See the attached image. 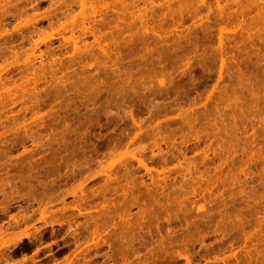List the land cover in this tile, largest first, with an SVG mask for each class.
<instances>
[{
    "label": "rangeland",
    "instance_id": "374dc122",
    "mask_svg": "<svg viewBox=\"0 0 264 264\" xmlns=\"http://www.w3.org/2000/svg\"><path fill=\"white\" fill-rule=\"evenodd\" d=\"M70 1L0 0V264H264V0H126L129 17L125 0H89L109 6L90 20L106 54L88 48L76 24L89 9ZM77 34L89 51L68 44Z\"/></svg>",
    "mask_w": 264,
    "mask_h": 264
},
{
    "label": "bare ground",
    "instance_id": "6f19581e",
    "mask_svg": "<svg viewBox=\"0 0 264 264\" xmlns=\"http://www.w3.org/2000/svg\"><path fill=\"white\" fill-rule=\"evenodd\" d=\"M52 1H53V0H52ZM79 1H81V4H79V5H80V9H81V7H84V5H86L84 10L87 9V7L89 6V4H90V5L93 4V2L91 3V0H90L89 4L87 3L88 6H87L86 2L89 1V0H83V1H82V0H79ZM79 1H78V3H79ZM116 1H117V0H115V2H116ZM123 1H124V0H123ZM125 1H126V0H125ZM130 1H131V0H130ZM130 1H129V2H130ZM132 1H134V0H132ZM132 1H131V2H132ZM135 1H136V2H132V3H134V6H138V5H135V3L137 4V0H135ZM138 1H140V0H138ZM141 1H142V0H141ZM143 1H145V0H143ZM1 2H4V1H1ZM70 2H73L72 4L74 5V3L77 2V0L70 1ZM70 2H68L67 4L70 5ZM105 2H108V1L105 0ZM121 2H122V1H119V0H118L117 3H120V4H121ZM131 2L128 3V2L126 1L125 3H128V4H130V5L127 4V5H128V6H127L126 4H122L124 7H123V6H120V5H117V6L121 7V8H122V7L124 8V9H121V8H120V9L122 10V12H123V10H124V12H127V11H128V13H129V14H127L128 17H129V15H131L130 12H129V8H128V7L130 6V7H133V8H134V6H131V4H132ZM152 2H153V1H152ZM28 3H29V1H28ZM78 3H77V4H78ZM95 3H96V1H95ZM149 3H150V2H149ZM218 3H219V2H218ZM0 4H1V3H0ZM9 4H10V3H9ZM97 4H98V3H97ZM99 4H100V3H99ZM99 4H98V6H99V8H101ZM114 4H116V3H114ZM11 5H12V4H11ZM30 5H31V4H30ZM101 5H102V7L104 8L105 5H104L103 3H102ZM107 5H110V3H109V4L107 3ZM112 5H113V4H112ZM112 5H110L111 8L113 7ZM1 6H2V5H1ZM5 6H6V5H5ZM66 6H67V5H66ZM75 6H76V4H75ZM91 6H92V8L90 7L91 10H93V9H94V6H93V5H91ZM98 6L95 4V10H94L93 12H92V11L90 10V8L88 7L89 11H87V10H86V11H87V12H90V11H91V12H90L91 14H90V13H87V12L83 11V9H81V10H82V14H81V11H80V13L78 14V15H80V16L77 15L78 18L75 17V18L81 20V18H79V17L85 16V17H82L83 19L81 20L82 22H80V25H79V26H78L79 20L75 19V20H77V22H78V23L76 22V23H77V24H76V26H77L76 28H78V27H79V28H82V29H79L80 31H82V32L79 31L80 33H82L81 36H82V35L87 36V35H89V34H91V35L93 36L92 39H94L95 41H94L93 43H91L92 45H91V44H87V39L85 38V39L83 40V38H81V37H80V38L83 40V43H84L85 45H83V43H82V44H78V42H76V41L80 39V38H79L80 34H77L78 38L76 37L75 42H74V41H71V40L74 39L73 37H71V35L74 34V33H72V32L74 31V29H72V28H75V27H74V26H75V25H74V24H75L74 19H73L74 22H72L73 25H74L73 27H72V24L70 23L71 26H69V27H72V28H71L72 30L70 29L72 34H71L70 36H68V39H67V40L70 41V42L68 41V44H70V43H71L70 45L73 44V46H71V47L75 48L73 51H75L77 54H78V52H81V51H79V50L76 51L77 49H80V50H81L82 48H85V47H86V49H82V50H83V51H84V50L89 51V49L87 50V45H88V48L91 46L90 48L92 49L93 46L95 47V45H93V44H95L96 42H97V45H96V46H99L100 43L103 44V46H105V45H104V42L102 43L101 41H99L100 38H101V36H99V35L97 36L98 33H96V32H97L98 30H100V29H98V30L96 31V29H95L96 26L94 27L93 24L91 25V22L94 23V22L96 21V18H98V17L95 16V13H96L95 11H100L101 9H103V8L99 9ZM117 6H115V7H117ZM261 6H262V5H261ZM11 7H12V6H11ZM20 7H21V6H20ZM61 7H63V6H61ZM69 7H70V6H69ZM71 7H72V6H71ZM71 7H70V11L72 10L71 12L73 13V11L76 10V9H75V8L71 9ZM105 7L108 8L109 6H105ZM119 7H118V8H119ZM262 7H263V6H262ZM27 8H28V7H27ZM125 8L128 9V10L125 11ZM138 8H139V7H138ZM140 8H142V7H140ZM219 8H220V7H219ZM219 8H218V9H219ZM4 9H5V8H4ZM4 9H3V10H4ZM22 9H23V8H22ZM64 9H65V7H64ZM104 9H105V8H104ZM112 9H113V8H112ZM1 10H2V8H1ZM23 10H24V9H23ZM23 10H21V11H23ZM62 10H63V9H62ZM68 10H69V9H68ZM108 10H109V9H108ZM108 10H106V11H108ZM121 10H120V11H121ZM132 10H133V9H132ZM134 10H135V9H134ZM220 10H222V9H220ZM4 11H5V10H4ZM66 11H67V10H66ZM66 11H65V12H66ZM263 11H264V10H263ZM263 11H261V12L263 13ZM1 12H2V11H1ZM1 12H0V13H1ZM5 12H7V11H5ZM24 12H25V11H24ZM71 12H70V13H71ZM122 12H121V13H122ZM20 13H21V12H20ZM26 13H27V11H26ZM38 13H40V12H38ZM54 13H55V12H54ZM70 13L68 12V14H70ZM72 13H71V15H72ZM83 13H87V14H83ZM99 13L102 14L103 11L101 10V12H99ZM107 13H108V12H107ZM1 14H2V13H1ZM35 14H36V13H35ZM89 14H90L91 16H89ZM93 14H94V15H93ZM101 14H100V15H101ZM122 14H125V13H122ZM122 14H121V15H122ZM133 14H134V11H133V13H132V16L134 17ZM135 14H136V13H135ZM142 14H143V13H142ZM25 15H26V14H25ZM27 15H28V14H27ZM30 15H31V14H30ZM40 15H41V13H40ZM40 15H39V16H40ZM86 15H88L89 17L87 18ZM97 15H98V12H97ZM100 15H99V17H100ZM104 15H106V13H105ZM144 15H145V14H144ZM144 15H142V17H141V16L138 17V15L136 14V16H137L139 19H140V17L143 18ZM220 15H222V14H220ZM259 15L261 16V13H260ZM3 16H4V15H3ZM28 16H29V15H28ZM35 16L38 17V15H35ZM74 16H75V15H74ZM101 16H102V15H101ZM116 16H117V15H116ZM118 16H119V15H118ZM21 17H22V16H21ZM45 17H46V16H45ZM45 17H44V18H45ZM58 17H59V16H58ZM60 17H61V16H60ZM91 17H92V18H91ZM119 17H120V16H119ZM122 17H123V15H122ZM130 17H131V16H130ZM137 17H135V18H137ZM221 17H222V16H221ZM263 17H264V16H263ZM28 18H29V17H28ZM32 18H33V16H32ZM116 18H118V17H116ZM120 18H121V17H120ZM131 18H132V17H131ZM135 18H134V19H135ZM258 18H259V17H258ZM260 18H261V17H260ZM58 19H59V18H58ZM67 19H68V20L70 19L69 16H68ZM91 19H92L93 21H94V20H95V21H94V22H93V21H90ZM224 19H225V18H224ZM224 19H223V20H224ZM262 19H263V18H262ZM34 20H35V19H34ZM36 20H38V19H36ZM52 20H53V19H52ZM59 20H60V19H59ZM71 20H72V17H71ZM111 20H112V19H111ZM113 20H114V19H113ZM117 20H118V19H117ZM120 20H122V19H120ZM124 20H125V19H124ZM135 20L137 21V19H135ZM135 20H133V21H135ZM218 20H219V19H218ZM259 20H260V19H259ZM263 20H264V19H263ZM60 21H61V20H60ZM66 21H67V20H66ZM128 21H129V20H128ZM131 21H132V20H131ZM141 21H142V19L140 20V22H141ZM145 21H146V20H145ZM1 22H2V21H1ZM19 22H20V20H19ZM27 22H29V21H27ZM57 22H58V21H57ZM69 22H70V21H69ZM97 22H98V21H97ZM119 22H120V21H119ZM147 22H148V21H147ZM217 22H218V21H216V23H217ZM257 22H258V21H257ZM262 22H264V21H262ZM7 23H8V22H7ZM13 23H14V22H13ZM51 23H52V22H51ZM95 23H96V22H95ZM125 23H126V22H125ZM130 23H131V22H130ZM138 23H139V22H138ZM138 23H137V24H138ZM218 23H220V22H218ZM25 24H26V23H25ZM58 24H59V26H60V23H58ZM141 24H142V22H141ZM27 25H28V24H27ZM51 25H52V24H51ZM66 25H67V24H66ZM118 25H119V24H118ZM135 25H136V24H135ZM138 25H139V24H138ZM143 25H144V24H143ZM34 26H35V25H34ZM54 26H55V25H54ZM59 26H58V27H59ZM133 26H134V25H133ZM136 26H137V25H136ZM17 27H18V25H17ZM65 27H66V26H65ZM139 27H140V26H139ZM141 27H142V26H141ZM144 27H145V26H144ZM0 28H1V27H0ZM97 28H99V27H97ZM100 28H101V27H100ZM134 28H135V27H134ZM136 28H137V27H136ZM146 28H147V27H146ZM149 28H150V27H149ZM59 29H60V28H59ZM123 29H125V28H123ZM127 29H129V27H128ZM152 29H153V28H152ZM6 30H7V28L4 30V32H6ZM16 30H17V29H16ZM38 30H39V29H38ZM70 30H69V31H70ZM75 30H78V29H75ZM144 30L147 31V29H144ZM149 30H150V29H149ZM0 31H1V29H0ZM18 31H19V30H17V32H18ZM20 31H21V30H20ZM34 31H35V30H34ZM36 31H37V30H36ZM55 31H56V30H55ZM66 31H67V30H66ZM262 31H263V30H262ZM88 32H89V34H87ZM150 32H151V31H150ZM152 32H154V31H152ZM152 32H151V33H152ZM21 33H22V32H21ZM21 33H20V34H21ZM57 33H58V32H57ZM59 33H60V31H59ZM100 33H102L101 30H100ZM144 33H145V32H144ZM4 34H5V33H4ZM36 34H37V32H36ZM39 34H40V33H39ZM45 34H46V33H45ZM104 34H105V33H104ZM104 34H103V35H104ZM141 34H142V33H141ZM220 34H221V33H220ZM1 35H3V32L1 33ZM42 35H43V34H42ZM52 35H53V34H52ZM57 35H59V34H57ZM61 35H62V34H61ZM138 35H140V34H138ZM138 35H137V38H138ZM5 36H6V35H5ZM40 36H41V35H39V37H40ZM44 36H45V35H44ZM44 36H43V37H44ZM49 36H50V35H49ZM73 36H74V35H73ZM75 36H76V35H75ZM39 37H38V38H39ZM53 37H54V36H53ZM63 37H64V36H63ZM82 37H83V36H82ZM104 37H105V36H104ZM31 38H32V37H31ZM49 38H52V37H49ZM72 38H73V39H72ZM106 38H107V37H106ZM64 39H65V38H64ZM70 39H71V40H70ZM92 39H91V40H92ZM103 39H104V38H103ZM103 39H101V40L104 41ZM33 40H34V39H33ZM85 40H86V42H84ZM39 41H40V40H39ZM39 41H37V42L35 41V42H36L35 45H37V44L39 43ZM65 41H66V40H65ZM81 42H82V41H81ZM137 42H138V41H137ZM79 43H80V41H79ZM88 43H90V42H88ZM86 44H87V45H86ZM79 45H83V46H85V47H83V46H82V47H78ZM221 45H223V44H221ZM221 45L218 46V47H221ZM103 46L100 45V46H99V49H100L101 47H103ZM33 47H34V46H33ZM50 47H51V46H50ZM94 47H93V50H94ZM30 48H31V47H30ZM68 48H69V47H68ZM73 48H72V49H73ZM222 48H223V47H222ZM22 49H23V48H22ZM96 49H98V48H96ZM101 49H102V50H101ZM101 49H100V50L103 51V53H105L104 50H106L107 48L105 49V47H103V48H101ZM30 50H31V49H30ZM30 50H29V51H30ZM49 50H50V49H48V51H49ZM219 50H221V49H219ZM25 51H26V50H25ZM51 51H52V50H51ZM96 51H97V50H96ZM5 52H6V51H5ZM9 52H11V51H9ZM12 52H13V51H12ZM18 52H19V50H18ZM84 52H85V51H84ZM219 52H220V51H219ZM0 53H1V52H0ZM96 53L99 54L98 52H96ZM106 53H108V52H106ZM106 53H105V54H106ZM1 54H2V53H1ZM5 54H6V53H5ZM22 54H23V53H22ZM31 54H32V53H31ZM33 54H34V53H33ZM42 54H43V53H42ZM46 54H47V53H46ZM55 54H56V53H55ZM79 54H80V55H78L79 57L82 56V55H85L84 53H79ZM94 54H95V53H94ZM223 54H224V52H223ZM12 55H13V54H12ZM15 55H19V54L16 53ZM20 55H21V53H20ZM101 55H103V54H101ZM5 56H6V55H5ZM33 56H35V55H32V57H33ZM48 56H49V54H48ZM76 56H77V55H76ZM93 56H94V55H93ZM95 56H96V55H95ZM106 56H107V55H106ZM13 57H14V56H13ZM26 57H27V56H26ZM35 57L37 58V56H35ZM39 57L42 58V55H39ZM39 57H38V58H39ZM51 57H53V55H52ZM82 57H83V56H82ZM99 57H100V56H99ZM109 57H110V56H109ZM2 58H3V56H2ZM17 58L19 59L18 56H17ZM36 58H34L35 61H36ZM38 58H37V59H38ZM46 58H47V57H46ZM49 58H50V57H49ZM49 58H48V59H49ZM74 58H75V57H74ZM74 58H73V59H74ZM6 59H7V58H6ZM10 59H11V58H10ZM14 59H15V57H14ZM31 59H32V58H30V61H31ZM90 59H91V58H90ZM90 59H89V60H90ZM93 59H94V58H93ZM7 60H8V59H7ZM7 60H6V61H7ZM38 60H39V59H38ZM101 60H102V59H101ZM6 61H5V62H6ZM32 61H33V60H32ZM32 61H31V62H32ZM40 61H42V60H40ZM45 61H46V60H45ZM74 61H75V60H74ZM97 61H98V60H97ZM99 61H100V60H99ZM7 62H8V61H7ZM7 62H6V63H7ZM28 62H29V61H28ZM75 62H76V61H75ZM222 62H223V61H222ZM29 63H30V62H29ZM29 63H28L26 66H28V65L31 64V63H30V64H29ZM39 63H41V62H39ZM42 63H44V62L42 61ZM55 63H56V62H55ZM96 63H97V62H96ZM4 64H5V63H4ZM36 64H37V63H36ZM45 64H46V63H45ZM48 64H50V63H48ZM51 64H52V63H51ZM31 65H32V66H28V67H29V68H31V67H35V66H33V63H32ZM42 65H43V64H42ZM42 65H41V66H42ZM97 65H99V64H97ZM97 65H96V66H97ZM2 66H3V65H2ZM9 66H10V65H9ZM44 67H45V66H44ZM46 67H47V66H46ZM112 67H113V66H112ZM221 67H222V66H221ZM3 68H4V67H3ZM3 68H2V69H3ZM29 68L26 67L25 69H28V72H30ZM41 68H43V67H41ZM81 68H83V67H81ZM95 68H97V67H95ZM222 68H223V67H222ZM33 69H34V68H33ZM33 69L31 68V71H32ZM106 69H107V68H106ZM46 70H47V69H46ZM54 70H55V69H54ZM86 70H87V69H86ZM26 71H27V70H26ZM38 71H39V69H38ZM55 71H56V70H55ZM55 71H54V72H55ZM62 71H63V70H62ZM82 71H83V70H82ZM84 71H85V68H84ZM148 71H149V70H148ZM39 72H40V71H39ZM42 72H43V70H42ZM58 72H59V71H58ZM88 72H89V71H88ZM44 73H45V72H44ZM75 73L78 74L77 71H75ZM156 73H157V72H156ZM20 74H21V73H20ZM25 74H26V73H25ZM57 74H58V73H57ZM143 74H144V73H143ZM149 74H150V73H148V75H149ZM158 74H160V73H158ZM162 74H163V73H162ZM2 75H3V74H2ZM5 75H6V74H5ZM18 75H19V74H18ZM21 75H22V74H21ZM28 75H29V74H28ZM28 75H27V76H28ZM34 75H36V74H34ZM53 75H56V74L53 73ZM59 75H60V74H59ZM148 75H147V76H148ZM29 76H30V75H29ZM32 76H33V74H32ZM36 76H37V75H36ZM69 76H70V74H69ZM75 76H76V75H75ZM77 76H78V77H77V78L75 77V79H79V78L81 77L80 75H77ZM93 76H94V75H93ZM141 76H142V74H141ZM143 76H144V75H143ZM143 76H142V77H143ZM145 76H146V75H145ZM145 76H144V77H145ZM164 76H165V75H164ZM167 76H168V75H167ZM22 77H23V76H22ZM56 77H57V75H56ZM72 77H73V74H72ZM142 77H141V78H142ZM153 77H154V76H153ZM3 78H4V76H3ZM12 78H13V77H12ZM18 78H19V77H18ZM28 78L30 79V77H28ZM28 78H27V79H28ZM40 78H41V76H40ZM42 78H43V77H42ZM51 78H55V76H54V77H51ZM59 78H60V77H59ZM59 78H58V79H59ZM66 78H67V77H66ZM68 78L71 79V77H68ZM73 78H74V77H73ZM86 78H87V77H85V79H86ZM94 78H95V77H94ZM27 79H26V80H27ZM33 79H34V78H33ZM33 79H32V80H33ZM49 79H50V78H49ZM58 79H57V80H58ZM60 79H61V78H60ZM64 79H65V78H64ZM83 79H84V78H83ZM95 79H96V78H95ZM95 79H93L94 82H92L91 80L88 81V82H90V86H89V87H91L92 85H93V86L96 85L95 83H97V84L99 83L98 80H95ZM142 79H143V78H142ZM153 79H154V78H153ZM2 80H3V79H2ZM2 80H1V81H2ZM8 80H9V79H8ZM32 80H31V82H32ZM41 80H42V79H41ZM54 80H55V79H54ZM67 80H68V79H67ZM72 80H73V79H72ZM72 80H71V81H72ZM81 80H82V78H81ZM88 80H89V79H88ZM139 80H140V79H139ZM147 80H148V79H147ZM10 81H11V80H10ZM17 81H18V80H17ZM19 81H20V80H19ZM34 81H35V80H34ZM50 81H51V80H50ZM60 81H61V80H60ZM73 81H74V80H73ZM77 81H78V80H76L75 82L78 83ZM140 81H141V80H140ZM148 81H149V80H148ZM166 81H167V80H166ZM5 82H6V80H5ZM27 82H28V81H27ZM39 82H40V81H39ZM44 82H45V81H44ZM48 82H49V81H48ZM55 82H57V81H55ZM69 82H70V81H69ZM84 82H85V81H84ZM153 82H155V81H153ZM163 82H164V81H163ZM163 82H162V83H163ZM16 83H17V82H16ZM22 83L24 84V83H25V80H24V82L22 81ZM28 83H29V82H28ZM64 83H65V81H64L62 84L64 85ZM76 83H75V85L77 86ZM80 83H81V86H83L82 84H84V83H82V82H80ZM91 83H93V84L91 85ZM101 83H103V81H102ZM138 83H139V81H138ZM1 84L4 85V81H3V83H1ZM1 84H0V85H1ZM7 84H8V83H7ZM7 84H5V85H7ZM18 84H19V83H18ZM18 84H17V85H18ZM31 84H32V83H31ZM31 84L29 85V87L32 86ZM56 84H57V83H56ZM86 84H87V83H86ZM139 84H140V83H139ZM154 84H155V83H154ZM248 84H249V83H246V85H248ZM21 85H22V84H21ZM21 85H18V86H21ZM26 85H27V84H26ZM26 85H24V86H26ZM73 85H74V82H73ZM84 85H85V84H84ZM87 85H89V84H87ZM87 85H85V86H87ZM99 85H100V84H99ZM99 85H97V87H93V86H92V87L95 88V89L97 90V88L100 87ZM155 85H157V84H155ZM251 85H252V84H251ZM9 86H10V84H9ZM9 86H8V87H9ZM24 86L21 87L22 89L17 90V88H19V87H17L16 84H15V87H17V88H16V91L14 92V94H16L17 92H20V93H22L21 95H23V94L25 93V91H26V92L30 91V90H28V88H29L28 86H27L28 88H26V87H24ZM57 86H58V85H57ZM76 86H75V87H76ZM79 86H80V85H79ZM85 86H83V87H85ZM159 86H160V85H159ZM249 86H250V85H249ZM3 87H4V86H3ZM37 87H38V86H37ZM52 87H53V86H52ZM66 87H67V86H66ZM154 87H155V86H154ZM156 87H158V86H156ZM160 87L163 88L162 85H161ZM11 88H12V87H11ZM34 88H35V86H34ZM34 88H32L33 91H34ZM38 88H39V87H38ZM56 88H57V87H55V89H56ZM79 88H80V87H79ZM79 88H78V90H79ZM93 88H90V90H89L90 93H91V89H93ZM152 88H153V87H152ZM244 88H245V87H244ZM253 88H254V87H253ZM1 89H2V86H1ZM8 89H9V88H7V91H8ZM14 89H15V88H14ZM24 89H27V90H24ZM65 89H66V88H65ZM72 89H73V88H72ZM87 89H88V88H87ZM95 89L93 90L94 92L96 91ZM98 89H99V88H98ZM144 89H145V88H144ZM144 89H143V90H144ZM154 89H155V88H154ZM154 89H153V90H154ZM158 89H159V88H158ZM20 90H23L24 92H22V91H20ZM35 90H36V89H35ZM78 90H77V91H78ZM149 90H150V89H149ZM149 90H148V91H149ZM1 91H3V90H1ZM1 91H0V92H1ZM12 91H13V90L10 89L9 92H8V93L6 92V93H7V94H10V93H12ZM73 91H74V90H73ZM144 91H145V90H144ZM247 91H249V90H247ZM257 91H258V90H257ZM36 92H37V91H36ZM157 92H158V91H157ZM160 92H161V91H160ZM252 92H253V91L249 92L248 94H250V93H252ZM254 92H255V91H254ZM259 92H260V91H259ZM28 93H29V92H28ZM31 93H33V92L30 91V94H31ZM46 93H47V92H46ZM92 93H93V92H92ZM92 93H91V94H92ZM97 93H98V91H97ZM222 93H223V92H222ZM7 94H6V97L8 96V98H10V97L13 95V94H11V95H7ZM30 94H29V95H30ZM48 94H49V93H48ZM82 94H83V93H82ZM87 94H88V92H87ZM146 94H147V93H146ZM25 95H26V94H25ZM29 95H28V96H29ZM36 95H37V94H36ZM36 95H35V96H36ZM44 95H46V94L44 93ZM89 95H90V94H89ZM89 95H87V96H89ZM99 95H100V94H99ZM9 96H10V97H9ZM15 96H16V95H15ZM35 96H34V97H35ZM39 96H40V95H38V97H39ZM48 96H49V95H48ZM91 96H92V95H91ZM94 96H95V95H94ZM221 96H222V95H221ZM232 96H233V95H232ZM1 97H2V95H1ZM29 97H30V96H29ZM51 97H52V96H51ZM225 97H226V96H225ZM234 97H236V96H234ZM84 98H85V96H84ZM13 99H14V98H13ZM18 99H20V98H18ZM32 99H33V98H32ZM32 99H29V98H28V100H30V102L32 103V102H35V101L37 100V97H36L35 100H34V99L32 100ZM38 99H39V98H38ZM41 99H42V98H41ZM52 99H53V98H52ZM86 99H87V98H86ZM223 99H224V98H223ZM223 99H222V101H223ZM230 99H231V98H230ZM2 100H3V99H2ZM5 100H7V99H5ZM8 100H10V99H8ZM23 100H24V99H23ZM25 100H26V98H25ZM25 100H24V101H25ZM39 100H40V99H39ZM80 100H81V99H80ZM83 100H84V99H83ZM83 100H82V101H83ZM231 100H232V99H231ZM240 100H241V99H240ZM240 100H239V101H240ZM10 101H11V100H10ZM24 101H23V102H24ZM232 101H234V100H232ZM255 101H256V97H255ZM12 102H13V101H11V103H12ZM18 102H19V101H18ZM18 102H17V103H18ZM27 102H28V101H27ZM41 102H42V100H41ZM245 102H246V101H245ZM13 103H14V102H13ZM13 103H12V104H13ZM15 103H16V102H15ZM15 103H14V104H15ZM24 103H25V102H24ZM31 103H30V104H31ZM35 103H37V102H35ZM35 103H34V104H35ZM217 103H218V102H217ZM253 103H254V102H253ZM8 104H10V103H8ZM32 104H33V103H32ZM47 104H48V103H47ZM211 104H212V103H211ZM225 104H226V103H225ZM225 104H224V105H225ZM233 104H234V103H233ZM242 104H244V103H242ZM48 105H49V104H48ZM231 105H232V104H231ZM238 105H239V104H238ZM28 106H29V105H28ZM31 106H32V105H31ZM34 106H35V105H34ZM233 106H234V105H233ZM235 106H236V105H235ZM40 107H41V106H40ZM6 108H7V107H6ZM10 108H11V107H10ZM24 108H25V107H24ZM26 108H27V107H26ZM31 108H33V107H30V109H31ZM38 108H39V107H38ZM206 108H207V107H206ZM220 108H221V107H220ZM253 108H254V107H253ZM19 109H20V108H19ZM34 109H35V108H33V110H34ZM191 109H192V108H191ZM221 109H222V108H221ZM241 109H243V108H241ZM0 110H1V108H0ZM2 110H4V109H2ZM21 110H22V109H21ZM28 110H29V109H28ZM33 110H32V111H33ZM35 110H36V109H35ZM218 110H219V109H218ZM218 110H216V111L218 112ZM19 111H20V110H19ZM189 111H190V110H189ZM241 111H242V110H241ZM249 111H250V110H249ZM20 112H21V111H20ZM29 112H30V111H29ZM33 112L35 113V111H33ZM33 112H32V113H33ZM183 112H184V111H183ZM183 112H181V113H183ZM187 112H188V110H187ZM187 112H184V113H187ZM205 112H206V111H205ZM0 113H2V112H0ZM18 113H19V112H18ZM21 113H22V112H21ZM25 113H26V112H25ZM36 113H37V112H36ZM190 113H191V112H190ZM193 113H194V112H193ZM218 113H219V112H218ZM220 113H221V112H220ZM220 113H219V114H220ZM187 114H188V113H187ZM187 114H186V115H187ZM203 114H204V113H203ZM215 114H216V113H215ZM215 114H214V115H215ZM219 114H218V115H219ZM233 114H234V113H233ZM233 114H232V115H233ZM241 114H242V113H241ZM249 114H250V113H249ZM257 114H258V113H257ZM21 115H22V114H21ZM21 115H20V116H21ZM31 115H32V114H31ZM34 115H37V114H34ZM186 115H185V116H186ZM192 115H193V114H192ZM196 115H197V114H196ZM242 115H243V114H242ZM0 116H1V115H0ZM12 116H13V115H12ZM44 116H45V115H44ZM49 116H50V115H49ZM179 116H180V115H179ZM189 116H190V115H188V117H189ZM210 116H211V115H210ZM16 117H17V116H16ZM16 117H14V118H16ZM186 117H187V116H186ZM186 117H185V119H187V120H184V122L188 121V123H189V125H190V119H191L192 117H191V118H188V117L186 118ZM241 117H243V116H241ZM248 117H249V116H248ZM251 117H252V116H251ZM0 118H1V117H0ZM24 118H25V117H24ZM38 118H39V117H38ZM49 118H50V117H49ZM181 118H182V117H181ZM196 118H197V117H196ZM235 118H236V117H235ZM255 118H257V117L255 116ZM259 118H260V117H259ZM16 119H17V118H16ZM18 119H19V117H18ZM18 119H17V121H18ZM20 119H21V118H20ZM36 119H37V118H36ZM36 119H35V120H36ZM53 119H54V118H53ZM156 119H157V118H156ZM221 119H222V118H221ZM233 119H234V118H233ZM239 119H241V118H239ZM252 119H254V118H252ZM262 119H263V118H262ZM35 120L33 119V121H32V122L30 121V123H33V122L35 123V122H36ZM41 120H42V119H41ZM153 120H154V119H153ZM231 120H232V119H231ZM23 121H24V120H23ZM38 121H40V119H39V120L37 119V122H38ZM42 121H44V120H42ZM52 121H53V120H52ZM194 121H195V120H194ZM229 121H230V120H229ZM15 122H16V121H15ZM37 122H36V123H37ZM54 122H55V121H54ZM226 122H227V121H226ZM2 123H3V122H2ZM11 123H13V122H11ZM23 123H24V122H22V124H20V125H23V127H22V126H20V127H22L23 130L26 131V133H28V132H27L28 130H26L25 128H27V127L29 128L28 125H30V127H32L31 125H33V124H28V125H27V124H23ZM44 123H45V122H44ZM194 123H195V122H194ZM224 123H225V122H224ZM0 124H1V123H0ZM69 124H70V123H69ZM160 124H161V123H160ZM191 124H192V122H191ZM235 124H236V123H235ZM238 124H239V123H238ZM6 125H7V124H6ZM8 125H10V123H9ZM18 125H19V124H18ZM18 125L16 124V126H18ZM37 125H38V123L36 124V126H37ZM40 125H41V124H39V126H40ZM42 125H43V123H42ZM46 125H47V124H46ZM151 125H153V124H151ZM155 125H159V124H155ZM187 125H188V124H187ZM210 125H211V124H210ZM215 125H216V124H215ZM248 125H249V124H248ZM250 125H251V124H250ZM250 125H249V126H250ZM0 126H1V125H0ZM2 126H3V125H2ZM13 126H14V125H13ZM47 126H49V125H47ZM190 126H191V125H190ZM251 126H253V125H251ZM14 127H15V126H14ZM18 127H19V126H18ZM151 127H152V126H151ZM232 127H233V126H232ZM237 127H238V126H237ZM9 128H10V127H9ZM40 128H41V127H40ZM42 128H43V127H42ZM46 128H48V127H46ZM65 128H66V127H65ZM69 128H70V127H69ZM152 128H153V127H152ZM158 128H159V127H158ZM247 128H248V127H247ZM12 129H13V128H12ZM12 129H11V130H12ZM14 129H16V128H14ZM20 129H21V128H20ZM36 129H37V128H36ZM154 129H155V127H154ZM159 129H160V128H159ZM190 129H191V128H190ZM239 129H240V128H239ZM2 130H3V129H2ZM4 130H5V129H4ZM4 130H3V131H4ZM8 130H9V129H8ZM21 130H22V129H21ZM32 130H33V128H32ZM63 130H64V129H63ZM63 130H62V131H63ZM74 130H75V129H74ZM161 130H162V129H161ZM3 131H2V132H3ZM6 131H7V130H6ZM19 131H20V130H19ZM29 131H30V130H29ZM70 131H71V130H70ZM70 131H69V132H70ZM193 131H194V130H193ZM214 131H215V130H214ZM9 132H10V131H9ZM14 132H15V131H14ZM64 132H66V130H65ZM69 132H68V133H69ZM73 132H74V131H73ZM152 132H153V131H152ZM160 132H161V131H160ZM244 132H245V131H244ZM0 133H1V132H0ZM6 133H7V132H5V134H6ZM12 133H13V132H12ZM17 133H18V132H17ZM38 133H39V131H38ZM60 133H62V132H60ZM71 133H72V132H71ZM145 133H146V132H145ZM147 133H148V131H147ZM20 134H21V133H20ZM33 134H34V133H32L31 135H29L28 138H31L32 142H33L34 144L37 145V144H39V142L36 141V138H34L35 136H34ZM45 134H46V133H45ZM152 134H155V132H153ZM24 135H25V134H24ZM27 135H28V134H27ZM32 135H33V136H32ZM52 135H54V134H52ZM70 135H71V134H70ZM231 135H232V133H231ZM0 136H1V135H0ZM38 136H39V135H38ZM43 136H44V135H43ZM147 136H148V135H147ZM212 136H214V134H213ZM3 137H4V135H3ZM5 137H6V136H5ZM5 137H4V138H5ZM22 137H23V136H22ZM45 137H46V136H45ZM78 137H79V136H78ZM149 137H150V136H149ZM152 137H153V135H152ZM228 137H229V136H228ZM230 137H231V136H230ZM16 138H17V137H16ZM16 138H15V139H16ZM24 138H25V137H24ZM39 138H40V137H39ZM48 138H49V137H48ZM2 139H3V138H2ZM13 139H14V138H13ZM15 139H14V142H11V140H10L9 142H11V144H14V145H15V143H17V140L15 141ZM34 139H35V140H34ZM41 139H42V138H41ZM50 139H51V138H50ZM150 139H151V138H150ZM213 139H214V138H213ZM8 140H9V139H8ZM42 140H44V139H42ZM156 140H157V138H156ZM223 140H224V139H223ZM0 141H2V140H0ZM6 141H7V140H6ZM25 141H26V140H25ZM49 141H50V140H49ZM49 141H48V142L46 141V142L49 143ZM53 141H54V140H53ZM79 141H80V140H79ZM40 142H41V141H40ZM43 142H44V141H43ZM51 142H52V141H51ZM82 142H83V141H82ZM154 142H155V140H154ZM20 143H21V142H20ZM22 143H24V140H23ZM41 143H42V142H41ZM63 143H64V142H63ZM73 143H75V142H73ZM235 143H236V142H235ZM242 143H243V142H242ZM1 144H2V143H1ZM6 144H7V143H5V146H6ZM70 144H71V143H70ZM133 144H134V143H133ZM155 144H157V142H155ZM155 144H154V145H155ZM43 145H44V144H43ZM63 145H64V144H63ZM76 145H77V144H76ZM134 145H135V144H134ZM157 145H158V144H157ZM157 145H155V146H157ZM239 145H240V144H239ZM71 146H72V145H71ZM77 146H78V145H77ZM1 147H3V146H1ZM79 147H80V146H79ZM127 147H128V146H127ZM143 147H144V146H143ZM217 147H218V146H217ZM229 147H230V146H229ZM80 148H81V147H80ZM130 148L134 149L132 146H131ZM135 148H136V147H135ZM159 148H160V147H159ZM159 148H158V149H159ZM236 148H237V147H236ZM73 149H74V148H73ZM82 149H83V148H82ZM152 149H154V148L152 147ZM152 149H151V150H152ZM161 149H162V148H161ZM232 149H233V147H232ZM243 149H245V148H243ZM248 149H249V148H248ZM129 150H130V149H129ZM129 150H128V151H129ZM223 150H225V149H223ZM249 150H250V149H249ZM132 151H135V149L132 150ZM234 151H235V150H234ZM157 152H158V151H157ZM159 152H161L160 149H159ZM162 152H163V151H162ZM218 152H219V151H218ZM225 152H226V151H225ZM227 152H228V151H227ZM229 152H230V151H229ZM127 153H128V152H127ZM216 153H217V152H216ZM70 154H71V153H70ZM128 154H129V153H128ZM128 154H125V155H124V153H123V156L126 157ZM130 154H132V156L134 155V157H135L134 152H130ZM136 154H138V153H136ZM139 154H140V152H139ZM153 154H154V153H153ZM160 154H161V153H160ZM220 154H221V153H220ZM154 155H156V154H154ZM163 155H164V154H163ZM130 156H131V155H130ZM136 156H137V155H136ZM76 157H77V156H76ZM112 157H113V156H112ZM127 157H128V156H127ZM134 157H132V158H134ZM141 157H142V156H141ZM251 157H252V156H251ZM135 158H136V157H135ZM138 158H139V157H138ZM166 158H167V157H166ZM73 159H74V158H73ZM113 159H115V158H113ZM116 159H119V158H116ZM120 159H121V158H120ZM143 159H144V158H143ZM223 159H224V158H223ZM137 160H138V159H137ZM162 160H163V159H162ZM220 160H222V159H220ZM70 161H71V160H70ZM76 161H79V160H76ZM87 161H88V160H87ZM89 161H90V160H89ZM124 161H125V159H124ZM130 161H131V160H130ZM134 161H135V160H134ZM71 162H72V161H71ZM101 162H102V161H101ZM127 162H128V161H127ZM127 162H126V163H127ZM131 162H132V161H131ZM139 162H140V164H141L143 161L140 159ZM139 162H138V163H139ZM226 162H227V161H226ZM65 163H66V162H65ZM68 163H69V162H68ZM84 163H85V162H84ZM116 163H117V162H116ZM122 163H123V161H122ZM122 163H121V164H122ZM126 163H125V165H127ZM128 163H129V162H128ZM143 163H144V162H143ZM143 163H142V164H143ZM164 163H165V162H164ZM70 164H71V163H70ZM132 164H133V163H132ZM165 164H166V163H165ZM190 164H191V163H190ZM75 165L77 166V164H75ZM82 165H84V164L82 163ZM82 165H81V166H82ZM117 165H118V164H117ZM117 165H116V166H117ZM129 165H130V164H129ZM145 165H146V167H147V164H144L143 166H145ZM160 165H161V164H160ZM79 166H80V165H79ZM102 166H103V165H102ZM164 166H165V165H164ZM184 166H186V165H184ZM77 167H78V166H77ZM84 167H85V166H84ZM119 167H120V166H119ZM131 167H132V166H131ZM146 167H145V168H146ZM187 167H188L189 170L192 169V168H190L188 165H187ZM187 167H186V168H187ZM81 168H83V167H81ZM81 168H80V169H81ZM122 168H123V167H122ZM186 168H184V170H186L185 173H187V169H186ZM194 168H196V166H195ZM78 169H79V167H78ZM80 169H79V170H80ZM127 169H128V168H127ZM127 169H126V170H127ZM147 169H148V168H147ZM72 170H73V168H72ZM72 170H71V171H72ZM74 170L76 171L77 169L74 168ZM79 170H78V171H79ZM124 170H125V169H124ZM129 170H130V169H129ZM189 170H188V171H189ZM1 171H2V170H1ZM81 171H83V170L81 169ZM81 171H79V172H81ZM95 171H96V170H95ZM95 171H94V172H95ZM108 171H109V170H108ZM179 171H180V170H179ZM73 172H74V171H73ZM73 172H72V173H73ZM79 172H76V173L78 174ZM83 172H85V171H83ZM103 172H104V170H103ZM10 173H11V172H10ZM74 173H75V172H74ZM74 173H73V174H74ZM110 173H111V172H110ZM125 173H127V172H125ZM200 173H201V172H200ZM79 174H81V173H79ZM82 174H83V173H82ZM102 174H103V173H102ZM104 174H106V173H104ZM130 174H131V173H130ZM213 174H214V173H213ZM92 175H93V174H92ZM99 175L101 176V174H99ZM109 175L111 176L112 174H109ZM126 175H127V174H126ZM186 175H187V174H186ZM82 176H83V175H82ZM107 176H108V175H106V177H107ZM110 176H109V178H110ZM160 176H161V175H159V177H160ZM184 176H185V175H184ZM184 176H183V177H184ZM200 176H201V175H200ZM202 176H203V175H202ZM2 177H3V176H2ZM74 177H75V176H74ZM106 177H105V178H106ZM159 177H157V178H159ZM183 177H182V178H183ZM198 177H199V176H198ZM217 177H218V176H217ZM225 177H226V176H225ZM8 178H9V177H8ZM76 178H78V177H76ZM76 178H73V179H76ZM125 178H126V177H125ZM163 178H164V176H163ZM2 179H4V178H2ZM78 179H79V178H78ZM107 179H108V178H106L105 180H107ZM184 179H185V178H184ZM193 179H194V178H193ZM193 179H192V180H193ZM219 179H220V178H219ZM8 180H9V179H8ZM8 180H7V181H8ZM68 180H69V179H68ZM87 180H88V179H86V181H87ZM165 180H166V178H165ZM1 181H3V180H1ZM11 181H12V180H11ZM13 181H14V180H13ZM3 182H4V181H3ZM80 182H82V181H80ZM83 182H84V180H83ZM184 182H187V181H184ZM197 182H198V181H197ZM11 183H13V182H11ZM60 183H61V182H60ZM84 183H85V182H84ZM2 184H3V183H2ZM6 184H10V182H9V183L6 182ZM57 185H58V184H57ZM3 186H5V184H3ZM80 186H82V184H80ZM1 187H2V186H1ZM3 188H4V187H3ZM8 188H9V187H8ZM183 188H184V187H183ZM9 190H10V189H9ZM80 190H81V187H80ZM82 190H83V187H82ZM82 190H81V191H82ZM10 191H11V190H10ZM1 192L3 193L4 191L1 190ZM75 192H76V190H75ZM82 192H84V191H82ZM82 192H81V193H82ZM6 193H7V192H6ZM69 193H70V192H68V194H69ZM72 194H73V193H72V191H71V194H70V195H72ZM75 194H76V193H75ZM77 194H78V193H77ZM249 194H250V193H249ZM252 194H253V193H252ZM2 195H3V194H2ZM24 195H25V194H24ZM78 195H79V194H78ZM78 195H77V196H78ZM19 196H20V195H19ZM73 196H74V198H75L76 195H73ZM80 196H81V194H80ZM82 196H83V195H82ZM176 196H177V195H176ZM249 197H250V196H249ZM20 198H22V196H21ZM4 199H5V198H4ZM75 199H76V198H75ZM78 199H79V198H78ZM5 200H6V199H5ZM17 200H18V199H17ZM34 200H37V201H38L37 198H34ZM82 200H84V199H82ZM80 201H81V199H80ZM247 201H248V200H247ZM38 202H39L38 205L41 206V207L39 208V210H40V214H39V215H41L42 218H41L40 216H39V217H40L41 219H43V218L45 219V215H46V213H47V210H49V209H47L46 206H42L41 201H38ZM74 202H75V201H74ZM176 202H177V201H176ZM193 202H194V201H193ZM201 202H202V200H201ZM209 202H210V201H209ZM215 202H216V201H215ZM245 202H246V201H245ZM76 203H78V202H76ZM195 203H196V202H194L193 204H195ZM199 203H200V202H199ZM50 204H51V202H50ZM72 204H74V203H72ZM30 205H31V204H30ZM30 205H29V206H30ZM44 205H46V203H45ZM48 205H49V204H48ZM48 205H47V206H48ZM70 205H71V204H70ZM197 205H198V204H197ZM197 205H195V206H197ZM207 205H208V204H207ZM38 207H39V206H38ZM54 207H55V206H54ZM70 207H72L73 209L78 210L77 208L80 207V206L74 204V205H71ZM31 208H32V207H31ZM33 208H34V207H33ZM48 208H49V207H48ZM26 209H27V208H26ZM46 209H47V210H46ZM193 209H194V208H193ZM68 210H70V209H68ZM20 211H21V210H20ZM23 211H25V213H26L25 208H23ZM57 211H58V210H57ZM36 212H37V211H36ZM201 212H202V211H201ZM207 212H208V211H207ZM211 212H212V211H211ZM234 212H235V211H233V214H232V215H234ZM33 213H35V212L33 211ZM53 213H54V212H53ZM70 213H71V212H70ZM20 214H22V213H20ZM31 214H32V213H31ZM198 214H199V213H198ZM200 214H201V213H200ZM235 214H236V213H235ZM247 214H248V213H247ZM105 215H106V214H105ZM208 215H209V214H208ZM208 215H207V217H208ZM20 216H21V215H20ZM22 216H23L22 219H24V220L22 221V220L20 219V220H21L20 222L25 223L24 225L26 226V224H27V223H26L27 219H29L30 217H32V215H28V214H27V215H22ZM240 216H241V214H240ZM240 216H239V217H240ZM244 216H245V215H244ZM13 217H14V216H13ZM201 217H202V216H201ZM203 217H204V216H203ZM205 217H206V216H205ZM209 217H210V216H209ZM233 217H235V216H233ZM246 217H247V216H246ZM20 218H21V217H20ZM46 218H47V217H46ZM38 219H39V218H38ZM44 219H43V220H44ZM48 219H49V218H48ZM207 219H208V218H207ZM234 219H235V218H234ZM236 219H237V217H236ZM15 220H16L17 222L19 221L18 219H15ZM25 220H26V221H25ZM35 221H36V220H35ZM235 221H236V220H235ZM239 221H240V220H239ZM31 222H32V221H31ZM33 222H34V221H33ZM44 222H45V221H44ZM48 222H49V221H48ZM50 223H51V222H50ZM52 223H53V222H52ZM54 223H55V222H54ZM54 223H53V224H54ZM28 224H29V223H28ZM28 224H27V225H28ZM53 224H51V225H53ZM18 225H19V224H18ZM18 225L16 224V225H14V227H15V226L18 227ZM242 225H243V224H242ZM20 226H21V225H20ZM32 226H33V225H32ZM35 226H36V225H35ZM44 226H45V224H44ZM27 227H28V226H27ZM33 227H34V226H33ZM33 227H32V228H33ZM15 228H16V227H15ZM15 228H14V229H15ZM35 228H38V227H35ZM16 229H17V228H16ZM19 229H20V228H19ZM30 229H31V228H30ZM33 229H34V228H33ZM34 230H35V229H34ZM1 231H2V230H1ZM4 231H5V230H4ZM23 231H24V230H23ZM2 232H3V231H2ZM23 234H29V233H28V232H27V233L25 232V233H23ZM34 234H35V233H34ZM2 235H3V234H2ZM8 235H9V234H8ZM8 235H3L2 237H4V236L6 237V236H8ZM41 235H42V234H41ZM98 235H99V234H98ZM116 235H118V234H116ZM8 237H10V236H8ZM14 237L17 238L16 236H14ZM98 237H99V236H98ZM6 238H7V237H6ZM0 239H2V238H0ZM9 239H10V238H9ZM9 239L7 238V241H8ZM17 239H20V237L17 238ZM3 241H5V239H3ZM11 241H12V240H11ZM1 242H2V241H1ZM8 242H9V241H8ZM2 243H3V242H2ZM6 243H7V242H6ZM16 243H17V242H15V244H16ZM12 244H13V243H12ZM107 244H108V243H107ZM111 244H112V243H111ZM13 246H14V245H13ZM172 250H173V249H172ZM172 250H171V251H172ZM248 252H249V251H248ZM175 255H177V254L175 253ZM248 256H249V255H248ZM187 259H188V258H187ZM236 259H237V258H236ZM6 260H7V259H5V261H6ZM33 263H34V262H33ZM188 263H189V262H188ZM188 263H187V264H188Z\"/></svg>",
    "mask_w": 264,
    "mask_h": 264
}]
</instances>
